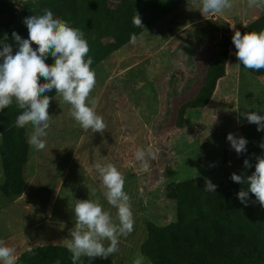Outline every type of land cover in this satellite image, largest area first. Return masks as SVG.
Returning a JSON list of instances; mask_svg holds the SVG:
<instances>
[{
  "label": "rangeland",
  "instance_id": "1",
  "mask_svg": "<svg viewBox=\"0 0 264 264\" xmlns=\"http://www.w3.org/2000/svg\"><path fill=\"white\" fill-rule=\"evenodd\" d=\"M11 1L19 17L27 0ZM171 2L175 6L142 29L135 44L129 40L93 68L96 85L88 100H97L96 111L107 125L103 133L83 130L69 116L70 105L55 94L44 150L28 144L31 124L18 128L14 122L0 134V240L15 249L16 258L36 246H65L75 226V200H98L115 220L95 163H112L124 175L135 221L131 234L119 238L112 264H132L142 254L149 222L184 219L199 225V246L184 252L178 245L180 253L176 248L171 258L159 261L142 254L145 264H216L225 255L264 253V218L226 183L231 163L242 166L249 149L247 144L238 154L227 135L241 137L236 127L248 122L242 113L264 115V75L247 72L233 45L212 95L201 108L186 112L181 127L175 124L179 105L196 93L207 65L222 51L220 38L232 30L230 24L242 34L262 29L261 23L252 25L264 9L232 0L231 9L212 14L201 12V0ZM110 5L116 15L131 11ZM149 147L156 159L143 172L134 152ZM205 178L217 185L215 192L204 191Z\"/></svg>",
  "mask_w": 264,
  "mask_h": 264
},
{
  "label": "clouds",
  "instance_id": "2",
  "mask_svg": "<svg viewBox=\"0 0 264 264\" xmlns=\"http://www.w3.org/2000/svg\"><path fill=\"white\" fill-rule=\"evenodd\" d=\"M201 4L202 13L212 14L223 13L233 7L232 0H201ZM247 7L264 9V0H247ZM23 23L27 27L28 38L12 33V38L19 45L15 54L11 45L0 41L3 45L0 50V110L8 108L15 100L21 110L15 125L18 128L32 125L27 142L38 151L47 145L46 130L52 117L48 111L52 97L48 93L53 90L70 105L69 116L83 130L103 133L107 125L96 111L97 100L92 99L90 103L88 100L96 85V74L91 68L93 59L88 56L90 48L85 34L66 20L54 17L47 8L43 9V14L26 17ZM132 23L137 28L143 27L138 13L133 16ZM230 27L234 33L231 39L237 60L244 68L257 72L264 70V29L242 34L235 24H230ZM136 39V34L132 33L129 42L135 44ZM32 44L38 47L33 49ZM48 56L54 61L51 65L45 62ZM40 78L45 82L41 83ZM242 115L249 123L257 125V131H264V115L254 111ZM227 140L238 154L246 151L248 141L245 138L229 133ZM259 146L264 149V142ZM134 159L139 162L141 171L148 172L149 160H155L156 156L151 147L137 148ZM255 159V171L250 176L245 179L233 173L230 179L247 185V190L242 188L237 193L241 203L247 205L251 193L264 207V154ZM244 166L252 165L246 159ZM94 169L99 175L107 203L116 209V218L114 220L98 200H75V226L70 230V239L65 245L71 253L72 264H78L82 257L108 259L119 251V238L127 237L134 230L130 196L124 190V175L112 163H95ZM216 188L217 185L205 178L204 191L215 192ZM145 261L146 258L138 254L132 264H145ZM0 264H16L15 249L3 240H0ZM55 264H60V260L57 259Z\"/></svg>",
  "mask_w": 264,
  "mask_h": 264
},
{
  "label": "trees",
  "instance_id": "3",
  "mask_svg": "<svg viewBox=\"0 0 264 264\" xmlns=\"http://www.w3.org/2000/svg\"><path fill=\"white\" fill-rule=\"evenodd\" d=\"M110 3L130 7L131 11L125 12V16L116 15ZM174 6L175 3L171 0H27L21 7L22 15L17 17L12 1L0 0V34L5 33L2 36V41L11 45L13 54H15L19 50V45L12 38V33L16 32L23 39H27L28 30L23 20L32 15L43 14L45 8L50 9L54 17L66 20L72 27L79 28L85 34L90 48L88 56L93 59L91 65L93 69L100 61L125 45L130 40L132 33L139 34L142 29L148 27L159 16L165 14ZM134 11L140 15L143 27L137 28L133 25L132 18L136 15ZM18 18L21 19L22 23L15 25ZM259 23L264 29V15L253 23L252 27L257 28ZM262 29L258 28L255 31L259 32ZM233 34V30H231L220 38L219 43L222 51L207 65L203 83L191 98L179 105L175 120L177 127L183 125L185 114L189 109L201 108L212 95L219 70L224 62V55L228 46L232 44L231 37ZM94 41H98V44H94ZM32 47L36 49L38 46L32 44ZM45 62L49 65L54 63L51 56H48ZM247 70L252 75H264V70L258 72ZM40 82L45 81L40 78ZM55 94H57L55 90L48 93L50 97ZM20 111L15 100L8 108L0 110V134L6 132L12 126ZM236 128L241 137L248 141L249 149L245 160H249L252 166L248 168L244 164L240 166L237 164V160L231 163L235 166L233 172L226 175V183L235 195L242 188L247 190V185L233 182L230 179L231 175L236 173L246 179L255 171V157L264 154V149L259 146L264 142V131H257V125L249 122L242 123ZM222 161H228L224 154ZM249 201L264 218V207H261L251 193H249ZM199 241L200 227L192 219L174 221L167 225L149 222L147 224V238L141 245L140 250L149 260L159 261L171 258L178 245L185 246V252L187 249L197 248ZM175 253H180L178 248ZM57 259L60 260V264H72L71 253L66 246L41 245L29 248L21 253L16 258V264H55ZM78 264H112V261L110 258L106 260L101 258L89 260L82 257ZM216 264H264V253H258L253 249L246 251L239 257L225 255L220 257Z\"/></svg>",
  "mask_w": 264,
  "mask_h": 264
},
{
  "label": "crops",
  "instance_id": "4",
  "mask_svg": "<svg viewBox=\"0 0 264 264\" xmlns=\"http://www.w3.org/2000/svg\"><path fill=\"white\" fill-rule=\"evenodd\" d=\"M232 46H233V43L230 44V45L228 46L227 49L230 50ZM247 72H248V70H247ZM250 74H251V73H250ZM251 75H252V74H251ZM253 76L261 77V76H263V75H253Z\"/></svg>",
  "mask_w": 264,
  "mask_h": 264
},
{
  "label": "built area",
  "instance_id": "5",
  "mask_svg": "<svg viewBox=\"0 0 264 264\" xmlns=\"http://www.w3.org/2000/svg\"><path fill=\"white\" fill-rule=\"evenodd\" d=\"M15 13H17V10H15Z\"/></svg>",
  "mask_w": 264,
  "mask_h": 264
}]
</instances>
